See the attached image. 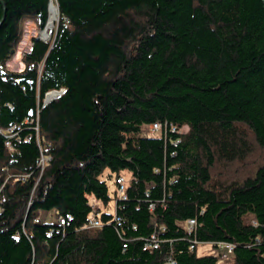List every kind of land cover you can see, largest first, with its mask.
<instances>
[{
  "label": "trees",
  "instance_id": "trees-1",
  "mask_svg": "<svg viewBox=\"0 0 264 264\" xmlns=\"http://www.w3.org/2000/svg\"><path fill=\"white\" fill-rule=\"evenodd\" d=\"M0 1V129L22 126L0 135V264H218L197 247L220 243L264 264V0ZM50 1L51 40L8 71ZM61 89L39 113L41 171L37 99ZM155 123L188 130L141 136ZM93 200L103 226L85 229Z\"/></svg>",
  "mask_w": 264,
  "mask_h": 264
},
{
  "label": "built area",
  "instance_id": "built-area-1",
  "mask_svg": "<svg viewBox=\"0 0 264 264\" xmlns=\"http://www.w3.org/2000/svg\"><path fill=\"white\" fill-rule=\"evenodd\" d=\"M14 83H18L16 80ZM30 84L31 82H27ZM50 96V97H49ZM57 93L56 92H50L44 95L41 105L46 107V104L49 102H52L56 99ZM39 99H37V105L35 109V119H34V126H33V131L35 132L36 135V141L39 145L38 142V133H39V127H38V119H39ZM29 117L31 116V113L28 114ZM32 124V121L29 120V118H25L23 121L24 127H29ZM22 126H11L7 130H2L0 129V135L5 137L7 140L11 139H16L18 134L21 132ZM30 129V128H29ZM188 128L183 127L180 129H176L175 127L171 125H166V124H160V123H155L152 125H143L141 127V136L143 137H150V138H160L164 133L169 131L172 134H178V135H183L187 133ZM29 141V140H27ZM6 147H10V142H7ZM50 159L46 156L43 155L42 151H40V157L37 161V166L41 169V171L44 170L46 167L48 161ZM116 186H115V192H116V200L113 203V213L112 216L114 217V221H118L116 218V213L119 210V203L125 202L126 201V184L125 180L120 177L116 181ZM119 204V205H118ZM91 209V214L89 215V218L87 220V223L85 225V229H99L103 225L99 221V205L96 201H92L90 205ZM149 209L152 211L153 207L150 206ZM69 220V219H68ZM64 218L62 217H57L53 221V230L57 234L59 233L58 230L63 229L64 227ZM35 223H38V220H35ZM178 226L186 231L188 235H190L193 231V228L195 226V221L194 220H187L186 222L178 224ZM52 233V232H51ZM50 233V234H51ZM159 248V243L155 237V235H152L150 239L146 242L144 245V251H153V250H158ZM193 249V247H191ZM215 249L218 251V258L219 260L222 261H230L233 258V251H234V246L228 243H220L217 244ZM174 264V263H171Z\"/></svg>",
  "mask_w": 264,
  "mask_h": 264
},
{
  "label": "rangeland",
  "instance_id": "rangeland-1",
  "mask_svg": "<svg viewBox=\"0 0 264 264\" xmlns=\"http://www.w3.org/2000/svg\"><path fill=\"white\" fill-rule=\"evenodd\" d=\"M56 23H55V25H56ZM55 25H54V27H53V29L51 31V37L50 38H52V36L54 34ZM26 32H27V38L29 37L28 39H25L26 40V42H25L26 46L19 47L20 44L22 43L23 39H24V36H25ZM36 37H39V32L36 30L35 24L32 23V22L25 23L23 39H22L21 43L19 44V46H18V48L16 50V53H17L18 49L22 48V53H21V55L18 58H15V55H14L12 60L9 62L10 66L8 68H10V70L12 72H19V70L21 68V65H23L22 62H21L22 56L24 54H26L25 51L28 48V46L31 44V39L32 38H36ZM108 212L109 213H113V205H111L108 208ZM49 222H52V219H49ZM197 255L200 256V257L201 256H217L218 255V251L216 249L212 248L210 245L200 244L197 247ZM218 264H233V262H232V260H230V261L219 260Z\"/></svg>",
  "mask_w": 264,
  "mask_h": 264
},
{
  "label": "bare ground",
  "instance_id": "bare-ground-1",
  "mask_svg": "<svg viewBox=\"0 0 264 264\" xmlns=\"http://www.w3.org/2000/svg\"><path fill=\"white\" fill-rule=\"evenodd\" d=\"M58 15L59 14H58V10H57L56 6L53 4V2H51L50 8H49L48 23H47V26L45 28V31L42 33V36H41L43 40L48 41L50 39L51 31H52L55 23L58 20ZM28 38H27V32H26L25 36H24V39H23V41H22V43L20 44L19 47L26 46V44H25L26 40L25 39H28ZM21 53H22V48H19L18 52L15 54V58H18L21 55ZM43 108H45V106L40 104V106H39L40 111ZM38 135H39V133H38ZM38 147H39V151H41L40 145H38ZM7 148L10 149L11 147H7Z\"/></svg>",
  "mask_w": 264,
  "mask_h": 264
},
{
  "label": "water",
  "instance_id": "water-1",
  "mask_svg": "<svg viewBox=\"0 0 264 264\" xmlns=\"http://www.w3.org/2000/svg\"><path fill=\"white\" fill-rule=\"evenodd\" d=\"M50 4H51V1H50V3H49V7H48V16H49V8H50ZM0 5H1L2 9H3V18H2V21H3V19H4V15H5V5H4V3L1 2V1H0ZM2 21H1V22H2ZM47 23H48V20H47ZM47 23H46L44 29L40 32L39 37H37L38 40H40V41H42V42H44V43H46V42H48V41L43 40L41 36H42V33L45 31V28H46V26H47ZM64 92H65L64 89H61L60 91L56 92V93H57V97H56V99H58V98H59ZM49 103H51V102H49ZM49 103H47L46 106H47Z\"/></svg>",
  "mask_w": 264,
  "mask_h": 264
},
{
  "label": "crops",
  "instance_id": "crops-1",
  "mask_svg": "<svg viewBox=\"0 0 264 264\" xmlns=\"http://www.w3.org/2000/svg\"><path fill=\"white\" fill-rule=\"evenodd\" d=\"M30 50H31V44H30V45L28 46V48L26 49L25 53H29ZM9 66H10V64L8 63V64L6 65V68H7L8 71L12 72V71L10 70V68H8ZM23 70H24V66L21 65V68H20L19 72H22ZM108 213H109V212H108ZM110 214H112V213H110Z\"/></svg>",
  "mask_w": 264,
  "mask_h": 264
}]
</instances>
